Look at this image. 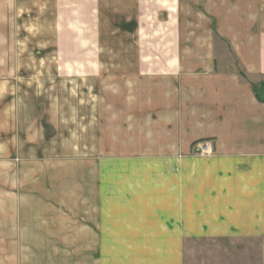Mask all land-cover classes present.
Masks as SVG:
<instances>
[{
	"label": "crops",
	"instance_id": "crops-1",
	"mask_svg": "<svg viewBox=\"0 0 264 264\" xmlns=\"http://www.w3.org/2000/svg\"><path fill=\"white\" fill-rule=\"evenodd\" d=\"M177 1V9L165 10L169 21L155 30H162L163 37L151 38V53L133 60L138 66L129 76L135 83L132 93L100 87L99 139L116 143L117 152L101 158L98 186L90 187L99 191V217L85 216V229L99 231L97 238L109 230L116 239L125 234L151 239V208H165L162 215L152 212V219L161 217L156 222L184 223L195 217L227 222L230 206L217 202L230 194L213 195L211 202L196 198L190 205L184 191L202 192L206 186L236 190L239 157L251 174L264 175V0ZM28 2L0 0L2 263L103 264L104 250H83L82 262L76 258L81 250H58L60 155L58 144L53 145L59 133L53 128L59 122L44 118L38 84L30 94L20 64L48 57L14 50L17 17ZM145 2L148 7L151 0ZM100 57L101 63L108 59ZM236 61L240 69L217 65ZM106 69L100 67V76ZM53 105L46 107L53 110ZM203 139L214 142L212 168L205 169L203 159L192 153ZM213 174L222 176L221 181L205 183ZM260 181L256 187L261 191L262 177ZM240 188L252 190L248 182ZM65 190L69 197L76 187ZM109 215L116 217L114 226L105 225Z\"/></svg>",
	"mask_w": 264,
	"mask_h": 264
},
{
	"label": "rangeland",
	"instance_id": "rangeland-1",
	"mask_svg": "<svg viewBox=\"0 0 264 264\" xmlns=\"http://www.w3.org/2000/svg\"><path fill=\"white\" fill-rule=\"evenodd\" d=\"M145 1L29 0L17 17L14 50L28 55L36 51L48 57L42 63L29 59L20 64L23 65L21 70L26 72L21 80L28 84L29 93L38 84V101L45 108L46 104H54L53 110L44 108V118L59 122L54 124L59 127L53 128L59 133L58 142L53 145L58 144L60 155L58 250H81L77 251L78 262L86 258L83 250H104L99 259L103 264H264V175L251 174L243 166V157L237 158L236 190L216 191L206 186L202 192L184 191L190 205L196 198L211 202L213 195L230 194L228 199L217 202L230 206L227 222H207L199 217L194 218L197 221L184 223L167 219L156 222L153 220L161 217L152 219V212L162 215L165 208H151V239L126 234L128 237L116 239L112 237L115 232L109 230L97 238L99 231L91 234L85 229V216L99 217V191H90V187L98 186L101 158L106 152L113 154L112 157L117 152L116 143L103 144L99 139L100 87L111 90L118 86L121 93H132L135 83L129 76L138 66L133 60L151 53V38L163 37L162 30H155L169 21L165 10L177 9L178 3L177 0H151L147 7ZM224 49L223 53H227ZM100 56L104 60L108 57L107 61L101 63ZM217 65L240 69L237 61ZM101 66L107 68L102 78ZM37 70L39 78H36ZM32 100L29 97V102ZM205 144L210 146L211 153L201 151L200 146ZM213 144L212 139H203L193 146V155L203 159L205 169L214 166ZM47 146L51 149L50 143ZM119 146L121 148L122 144ZM112 157L109 162L114 161ZM108 169L111 170L110 166ZM211 177L205 183H218L222 176L213 174ZM261 177L263 190L260 191L256 186ZM245 182L251 184L252 190L240 188ZM72 186L76 190H70L68 197L67 190L62 189ZM112 197L109 192L108 201ZM231 206L235 211H231ZM113 218L116 217L107 216L105 225L114 226ZM3 253L1 239L0 264H3Z\"/></svg>",
	"mask_w": 264,
	"mask_h": 264
},
{
	"label": "built area",
	"instance_id": "built-area-1",
	"mask_svg": "<svg viewBox=\"0 0 264 264\" xmlns=\"http://www.w3.org/2000/svg\"><path fill=\"white\" fill-rule=\"evenodd\" d=\"M200 149L203 153H211V149H210V146L205 144V145H201L200 146Z\"/></svg>",
	"mask_w": 264,
	"mask_h": 264
}]
</instances>
